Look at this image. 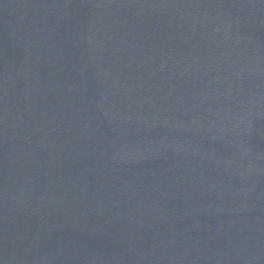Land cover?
I'll list each match as a JSON object with an SVG mask.
<instances>
[{
	"label": "water",
	"instance_id": "95a60500",
	"mask_svg": "<svg viewBox=\"0 0 264 264\" xmlns=\"http://www.w3.org/2000/svg\"><path fill=\"white\" fill-rule=\"evenodd\" d=\"M0 264H264V0H0Z\"/></svg>",
	"mask_w": 264,
	"mask_h": 264
}]
</instances>
